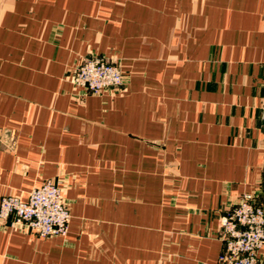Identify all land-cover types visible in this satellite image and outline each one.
I'll list each match as a JSON object with an SVG mask.
<instances>
[{
  "label": "crops",
  "instance_id": "1",
  "mask_svg": "<svg viewBox=\"0 0 264 264\" xmlns=\"http://www.w3.org/2000/svg\"><path fill=\"white\" fill-rule=\"evenodd\" d=\"M95 54L124 88L71 82ZM263 103L264 0H0V202L52 180L71 213L0 220V264H218L220 216L264 202Z\"/></svg>",
  "mask_w": 264,
  "mask_h": 264
},
{
  "label": "built area",
  "instance_id": "2",
  "mask_svg": "<svg viewBox=\"0 0 264 264\" xmlns=\"http://www.w3.org/2000/svg\"><path fill=\"white\" fill-rule=\"evenodd\" d=\"M71 82L85 93L102 94L118 90L126 83V74L117 62L103 55L85 57L71 75ZM264 123V103L261 105ZM71 213L61 187L47 180L34 187L25 200L17 195H4L0 202V220L28 229L38 236H64ZM223 249L218 264H263L260 249L264 244V202L259 192L243 195L219 218Z\"/></svg>",
  "mask_w": 264,
  "mask_h": 264
},
{
  "label": "rangeland",
  "instance_id": "3",
  "mask_svg": "<svg viewBox=\"0 0 264 264\" xmlns=\"http://www.w3.org/2000/svg\"><path fill=\"white\" fill-rule=\"evenodd\" d=\"M104 56V55H103ZM105 57L108 59V60H110V61H113V62H117V63H119L118 62V60H114V59H112V58H109V57H107L106 55H105ZM120 64V63H119ZM126 74V83H125V85H124V87L126 86V84L128 83V81H129V78H128V74L127 73H125ZM124 87H122V88H124ZM109 91H114V90H109ZM108 91V92H109ZM58 184V183H57ZM60 187H61V189H62V192H63V197H64V187L65 186H63V185H61V184H58ZM65 201V203H66V205H67V202H66V200H64ZM71 220V219H70ZM70 224V223H69Z\"/></svg>",
  "mask_w": 264,
  "mask_h": 264
}]
</instances>
